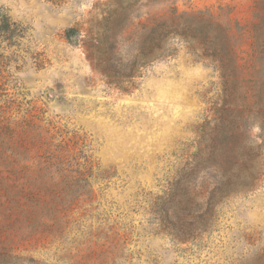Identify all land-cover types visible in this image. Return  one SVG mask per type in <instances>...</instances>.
<instances>
[{"label": "rangeland", "instance_id": "1", "mask_svg": "<svg viewBox=\"0 0 264 264\" xmlns=\"http://www.w3.org/2000/svg\"><path fill=\"white\" fill-rule=\"evenodd\" d=\"M153 19L191 29L145 64ZM38 126L93 166L94 200L64 247L101 231L122 238L102 241L89 264H257L264 254V0H0V138L26 148L0 163L33 169ZM225 146L253 166L243 175L255 186L217 208L211 232L179 243L159 228L155 200L200 149ZM5 231L0 219V253ZM23 249L22 264L72 263L58 243Z\"/></svg>", "mask_w": 264, "mask_h": 264}, {"label": "trees", "instance_id": "2", "mask_svg": "<svg viewBox=\"0 0 264 264\" xmlns=\"http://www.w3.org/2000/svg\"><path fill=\"white\" fill-rule=\"evenodd\" d=\"M182 18L176 17L178 20ZM181 25L175 24L173 20H152L144 40L145 64L166 57L171 41L186 37L191 28L188 26L180 30ZM219 42H222L221 49L224 52L233 50L227 31H223ZM37 129L33 169L28 164L21 165L15 158L0 163V219L6 227L0 264L25 263L22 253L27 251L23 249L25 243L29 246L58 243L59 247L63 246L69 251L71 264H89L90 253L102 249L105 254L103 250L106 243L102 241L114 242L118 246L122 238L114 230L104 236V231H101L97 233L100 236L95 235L84 244L64 247L71 232L69 225L75 221L73 218L85 204L90 205L94 200L88 191L93 166L90 162L85 164L76 161L75 150L63 140L58 141L57 132L50 134L41 126ZM12 141L9 138L7 143L0 138V156L5 151L14 156L26 153V148L19 149ZM225 147L200 149L193 156L196 160L192 167L185 170L164 196L155 200L154 216L159 228L161 231L167 230L179 243H187L211 232L217 208L231 196L255 186L254 180L249 182L248 177L243 175L250 172L253 166H248L245 160L230 158L233 148ZM203 155L208 156L206 163L201 161ZM205 171L216 172L213 182L200 178ZM18 172H23V176ZM256 261L257 264H264V254L258 256ZM31 262L35 263L34 260Z\"/></svg>", "mask_w": 264, "mask_h": 264}]
</instances>
